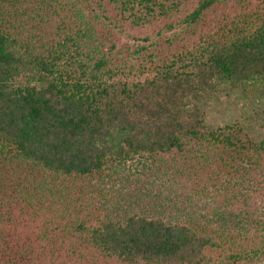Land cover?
<instances>
[{
    "label": "trees",
    "instance_id": "1",
    "mask_svg": "<svg viewBox=\"0 0 264 264\" xmlns=\"http://www.w3.org/2000/svg\"><path fill=\"white\" fill-rule=\"evenodd\" d=\"M255 90L264 0H0V264H264Z\"/></svg>",
    "mask_w": 264,
    "mask_h": 264
},
{
    "label": "rangeland",
    "instance_id": "2",
    "mask_svg": "<svg viewBox=\"0 0 264 264\" xmlns=\"http://www.w3.org/2000/svg\"><path fill=\"white\" fill-rule=\"evenodd\" d=\"M218 99H220V105L209 101L210 106L205 108L207 122L210 125L217 126L237 120L246 126L253 140L261 139L263 130L260 126L262 122L260 110L264 111V95L261 97L259 90L246 92L244 96L232 94L230 97H226L221 95ZM252 115H254L253 118Z\"/></svg>",
    "mask_w": 264,
    "mask_h": 264
}]
</instances>
